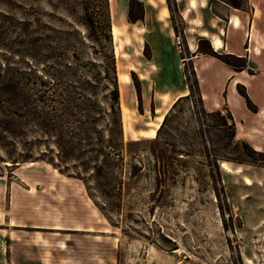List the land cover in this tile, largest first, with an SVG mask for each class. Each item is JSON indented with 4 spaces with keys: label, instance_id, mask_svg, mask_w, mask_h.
Returning a JSON list of instances; mask_svg holds the SVG:
<instances>
[{
    "label": "rangeland",
    "instance_id": "374dc122",
    "mask_svg": "<svg viewBox=\"0 0 264 264\" xmlns=\"http://www.w3.org/2000/svg\"><path fill=\"white\" fill-rule=\"evenodd\" d=\"M136 1L131 5V17L142 16V19L135 22L128 21L130 0L109 2L111 23L119 29L114 42L116 66L119 74L127 78V84H119L120 105L123 103L126 110L121 116L126 147L122 152L120 177H117L119 170L115 169L113 176L107 174L96 180L92 175L93 163L88 159L93 155L78 152L68 155L66 151L58 155L51 140L44 141L27 131L21 133L19 129L23 126L9 131L10 135L4 133L5 138L0 141V172L4 180L12 182H16V174L57 176V171L44 162L32 166L24 163L20 169L10 163V158L39 156L86 180L95 202L106 215V218L102 215L104 220L99 223L106 233L48 234L50 244H64L63 264H264V165L219 161L217 169L213 156L236 158V153L231 147L225 148L226 142L212 134L205 136L203 147L192 140L190 133L197 119L212 124V119H205L199 107H194L195 97L191 103L178 108L165 128V131L171 129L172 135H180V139H175L174 149L182 150L185 155L171 153V162L167 164L161 160L155 162L150 154L149 140L155 137L164 116L177 100L172 103L177 90L155 88L156 72L165 68L176 76L184 75L185 79V69L190 74L192 66L194 71L191 52L198 39L206 38L200 45L201 50L211 47L212 39H223L233 10L211 0H195L194 8L189 7L190 0H169L188 51L182 53L181 60L179 49L177 53L171 48L168 58H162L163 65L152 50V28L157 23L164 24L165 28L172 25L167 2ZM65 7L69 9L67 14L63 11ZM243 10L250 13L248 9ZM75 24L76 18L64 0H0V100L7 102L4 106L8 108L7 88L15 84L24 88L28 84L32 66L30 40L36 36H66L64 31H68L69 37H75L73 27L83 32ZM179 41L176 38V47ZM214 52L223 55L220 50ZM87 54L85 50L81 62H86ZM43 59L38 64L39 71L55 62ZM203 87L212 94L209 86ZM0 118L6 119L2 114ZM78 154L81 159L76 161L73 158ZM154 167L161 173L159 185L154 181ZM98 182L107 183L103 187L105 194ZM86 247L90 248L86 249L90 250V259L81 257Z\"/></svg>",
    "mask_w": 264,
    "mask_h": 264
},
{
    "label": "trees",
    "instance_id": "16d2710c",
    "mask_svg": "<svg viewBox=\"0 0 264 264\" xmlns=\"http://www.w3.org/2000/svg\"><path fill=\"white\" fill-rule=\"evenodd\" d=\"M211 1H217L239 11L250 10L248 0ZM166 2L175 36L181 40L178 42V47L181 60H183L182 53L188 51V48L182 36V29H178L173 18L174 10L169 0ZM64 3L71 9V13L76 18L75 25L79 26L83 32L73 27L72 32L75 37H69L68 31H64L66 36H47L46 38L36 36L30 40L29 57L32 66L28 84L24 88L16 84L7 88L5 93L9 96L8 108L4 106V103L7 102L0 100V114L6 118H0V141L5 138L4 133L10 135L9 133L13 132L15 128L23 126L19 129L21 133L27 131L30 135L43 138L44 141L51 140L58 150V155L63 151H66L68 155L73 152L93 155L88 159L93 163L92 175L96 180L100 181L107 174L113 176L115 169L119 170L117 176L119 178L123 169L122 152L126 147V142H124L123 137L120 91L109 0H64ZM135 3H137L136 0H130L129 22L142 19V16L131 17V5ZM140 7L143 13L142 5ZM63 9L64 14H67L69 9L67 7ZM203 41L206 40L198 41L197 53L216 58L234 71H241L246 68L244 58L217 54L210 46L207 50H201L200 45ZM145 48L147 49V45ZM85 50L88 51L89 57L83 63L81 61ZM43 58L53 59L55 62L52 65L48 64L47 69L39 71L38 64ZM85 67L88 69L85 70ZM191 71L189 74L186 69L184 70L189 93L179 97L172 104L156 131L155 137L149 140L150 154L154 157V161L159 162L161 160L168 164L171 162V153L179 156L185 155L182 150L174 149L175 139H180V135H172L171 129L165 131V128H167L173 115L177 113L178 108L186 102L191 103V99L195 97L194 107H199V112L205 119H212V124L208 125L204 121L201 123L197 119L194 123L195 128L190 133L192 140L203 147L205 136L212 134L217 136L220 141L226 142L225 148L231 147L236 153V158L213 156V163L217 169L219 161L264 165L263 153L255 151L247 142L235 139V124L228 110L224 108L208 112L204 109L199 84L192 66ZM136 93L137 100L140 102L138 89H136ZM238 93L245 99L247 107L254 110L246 94L241 89H238ZM1 95L0 89V97ZM7 117L10 118L7 119ZM172 130L178 132L177 128H172ZM182 135L188 138L187 134ZM172 138L174 139L171 140ZM185 142L186 144L189 143L188 141ZM80 154L73 159L80 160ZM19 157L10 158L12 167H18L24 163L44 162L60 174L79 180L84 185L88 197L106 218L103 208L95 202L94 194L84 178L65 172L52 160L39 156L35 159L29 156ZM60 158L64 159L65 157L60 155ZM163 174H165L164 171ZM0 176H3L2 172H0ZM159 178H161V173L157 172L156 167H154L156 185L160 184ZM105 184L107 183L103 182V184L99 183L98 185L104 194L106 193L103 189Z\"/></svg>",
    "mask_w": 264,
    "mask_h": 264
},
{
    "label": "crops",
    "instance_id": "0c3cea01",
    "mask_svg": "<svg viewBox=\"0 0 264 264\" xmlns=\"http://www.w3.org/2000/svg\"><path fill=\"white\" fill-rule=\"evenodd\" d=\"M248 4L250 13L231 9L233 12L229 13L224 38L210 41L214 51L244 58L245 69L234 71L216 58L197 53L198 43L191 54H194L193 66L204 109L213 112L224 106L234 121L235 139L247 142L255 151L264 154V0H248ZM114 28L119 35L118 27L112 24V30ZM152 35V50L161 63L171 48L178 53L172 25L165 28L164 24L157 23L152 28ZM156 73L153 78L156 89L177 90L172 103L187 95L184 75L176 76L165 68ZM204 85L211 88L212 94L205 91ZM238 89L246 94L254 110L247 107ZM33 176L16 174V182L0 176L3 191L0 199V264H63L65 246L60 242L50 244L48 234L73 232L96 236L106 233L99 225L104 220L102 214L79 180L58 171L57 176ZM87 248L90 249L86 247L81 257L90 259L92 255Z\"/></svg>",
    "mask_w": 264,
    "mask_h": 264
},
{
    "label": "bare ground",
    "instance_id": "6f19581e",
    "mask_svg": "<svg viewBox=\"0 0 264 264\" xmlns=\"http://www.w3.org/2000/svg\"><path fill=\"white\" fill-rule=\"evenodd\" d=\"M189 6L191 8H194L195 7V0H190V3H189ZM112 35H113V38L115 39L117 36H118V32H117V29L114 28L112 30ZM219 42V41H218ZM218 42L216 44H218ZM117 54V51L115 50V55ZM117 56V55H116ZM117 68H118V80H119V84H127V78L124 77V76H121L119 74V66L117 64ZM120 93H121V89H120ZM121 110H122V116L125 114V107L123 106V103L121 104ZM162 119V118H161ZM123 121H124V118H123ZM124 133H125V130H124ZM154 135V134H153ZM155 136V135H154ZM224 165V164H223ZM229 169V168H228ZM229 171V170H228ZM246 184H249V181H246L245 182Z\"/></svg>",
    "mask_w": 264,
    "mask_h": 264
}]
</instances>
